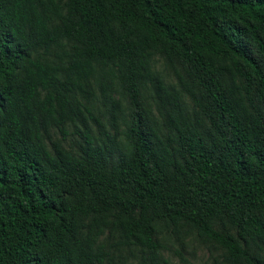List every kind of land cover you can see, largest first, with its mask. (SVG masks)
Returning a JSON list of instances; mask_svg holds the SVG:
<instances>
[{
	"label": "trees",
	"instance_id": "trees-1",
	"mask_svg": "<svg viewBox=\"0 0 264 264\" xmlns=\"http://www.w3.org/2000/svg\"><path fill=\"white\" fill-rule=\"evenodd\" d=\"M188 237L264 264V0H0V264Z\"/></svg>",
	"mask_w": 264,
	"mask_h": 264
},
{
	"label": "rangeland",
	"instance_id": "rangeland-1",
	"mask_svg": "<svg viewBox=\"0 0 264 264\" xmlns=\"http://www.w3.org/2000/svg\"><path fill=\"white\" fill-rule=\"evenodd\" d=\"M155 67L160 72L165 73L162 62L158 57L155 59ZM169 77L171 78L170 75ZM145 102H148V99ZM117 124V128L120 131L123 128L120 118L117 119ZM106 127L111 131L107 122ZM166 245L167 249L162 251V255L168 264H225L218 250L213 249L210 245L203 244L193 237H188L183 246L176 242H169Z\"/></svg>",
	"mask_w": 264,
	"mask_h": 264
}]
</instances>
